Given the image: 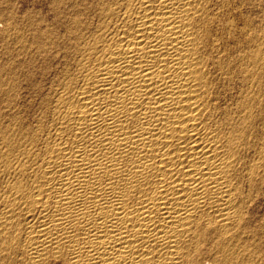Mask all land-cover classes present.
<instances>
[{"label": "bare ground", "instance_id": "bare-ground-1", "mask_svg": "<svg viewBox=\"0 0 264 264\" xmlns=\"http://www.w3.org/2000/svg\"><path fill=\"white\" fill-rule=\"evenodd\" d=\"M258 1L0 0V264H264Z\"/></svg>", "mask_w": 264, "mask_h": 264}, {"label": "rangeland", "instance_id": "rangeland-1", "mask_svg": "<svg viewBox=\"0 0 264 264\" xmlns=\"http://www.w3.org/2000/svg\"><path fill=\"white\" fill-rule=\"evenodd\" d=\"M34 1H35V3H34ZM38 1V2H37ZM40 1V2H39ZM25 2V3H24ZM30 2V0H23V5H21V9L22 10H24V9H29V10H31V11H33L35 8H38L39 6H41V10H40V7L38 8V9H36V10H40L41 12H42V14H45L46 12L48 13V9H47V4L46 3H43L44 2V0H31V2ZM41 2L43 3V4H45V5H43V4H41ZM27 3H29V4H27ZM39 5H38V4ZM258 3H259V7H260V10H259V12H258V16H260L258 19L260 20V36H262L261 37V39H260V42H264V38H263V36L264 35H262V34H264V0H259L258 1ZM30 4H33V5H30ZM36 4V5H35ZM38 5V6H37ZM28 7V8H27ZM35 7V8H34ZM46 7V8H45ZM16 8V9H15ZM13 9L14 10H16L17 11V7L14 5V7H13ZM44 9H46V10H44ZM46 11V12H45ZM260 13V14H259ZM263 38V39H262ZM262 40V41H261ZM262 43H260V44H262ZM0 54H1V51H0ZM262 86V88L264 89V81H263V83L261 84ZM264 94V90H263V93H262V96H264L263 95ZM261 96V97H262ZM264 97H262V99H263ZM264 100V99H263ZM261 199L263 200L264 199V197H260V219L262 220V222L261 223H264V200L263 201H261ZM263 213V214H262ZM262 217V218H261Z\"/></svg>", "mask_w": 264, "mask_h": 264}]
</instances>
